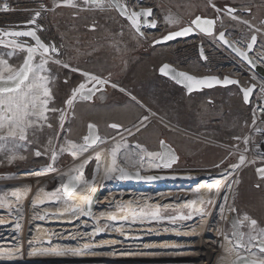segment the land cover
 Returning <instances> with one entry per match:
<instances>
[{"label":"rangeland","instance_id":"374dc122","mask_svg":"<svg viewBox=\"0 0 264 264\" xmlns=\"http://www.w3.org/2000/svg\"><path fill=\"white\" fill-rule=\"evenodd\" d=\"M133 1L135 0L128 1V3L133 4ZM214 2L219 8H224L226 5L237 8V14L241 19L251 20L255 17L254 23L258 26L259 20L264 19V0H214ZM4 3L11 6L10 11H2L1 6ZM42 4L47 9L53 8V0H0V26L5 23L16 25L27 22L34 15L32 10H40ZM142 5L152 7L154 16L159 21L157 30L155 32H147L145 37H138L130 29H126V21L124 20V22L113 8L104 12H80L78 16L73 15L76 11L75 9L67 7L41 12L39 22L43 25L44 31V26L49 27L45 33L43 31L44 37L49 41H55L58 46L63 42L69 46V51L71 44L82 50L86 48L87 42H92L89 41L91 38L89 37L90 34L86 32V27L94 22L99 28L100 32L97 34L100 37L104 40L109 38L117 40L115 45L110 46L111 48L117 50L120 47L118 46L119 44L127 41V45L132 49L129 57L128 55L122 56L127 57V60L122 58L121 62L118 61V63L112 65H107L111 63V60H108L107 57L101 62L99 61V64L103 66L98 65V67L84 64L85 62L83 61V63L81 59L73 61V66L79 65L84 70L94 71L88 69L90 66L107 70L113 68V71H111L113 75L112 82L118 84L119 88H124L126 91L121 92L117 89V92L121 95L115 96L114 106L106 108L105 105L89 106L83 112L85 110L83 105L85 102H77L74 107V115L73 110H69L65 122V129H70V132L61 133L59 142H54L53 146L59 150L60 146L64 144L65 137L75 141L77 144L83 143L82 138L87 134V125L90 122H95L99 126L103 140L120 137V139H123L121 141L127 144L138 143L146 148L148 147L147 150L150 152H160L157 145L161 139L166 138L163 132L168 131L175 135V138H171V141L177 149L179 159L170 170L165 172L177 174L188 172L206 176H212L213 173H221L229 164L237 163L239 155L243 154L242 152L247 149V157L258 158L254 159L256 161L255 164L246 162L247 166H242L241 170H239V174L234 180L239 182L236 184L233 195L234 206L241 217L244 213H248L253 218L258 219L261 226H264V179H260L256 172V169L264 166V163L261 162V155L259 156L255 154L257 151L254 153L251 150L252 146L260 143L261 139L264 142V135L256 139L252 136V127L258 123L254 122L251 103L247 105L246 109L236 103V106L239 109L241 107L244 112L241 117L239 116L240 120L238 123L240 126L235 130L236 123L231 118L233 113H236L235 107L233 108L232 106L235 102L233 99L235 98L233 88L228 90L231 95L223 97L224 103L219 108L211 106L204 108V105L198 106L200 101L212 97L216 90H205L199 94L190 95L185 100L186 97H184L182 91L178 90L167 79L156 75L158 67L164 62L174 64L177 68L195 75H205L209 64L200 61L196 50L198 48L197 41H200L204 42L205 50L209 51V46L212 44L207 42V40L209 41L208 38L194 36L179 39L163 46H154L153 40L190 24L191 20L197 15L215 18L219 14L208 6V0H146ZM246 8H252V16L247 15L243 11ZM169 13L178 18L180 23L175 25L165 23L164 17ZM221 19L223 26L219 23V27L226 29V33L233 40L250 37L251 33H248L246 26L233 21L227 14H223ZM114 29L118 33L113 32ZM106 30H111V33L106 32ZM121 32L123 35H121ZM119 36H121L120 39ZM61 37H63V41ZM107 43L112 42L105 41L104 44ZM256 50L258 54L264 53V36L259 35ZM10 51L0 47V55L5 59H9L10 64L18 65L25 53H19L11 58L4 55ZM229 58V65L245 68V64L236 57L229 56ZM65 59H67V56ZM236 62L240 63V65ZM52 67L53 72L58 73L54 94L56 95L55 106L60 108L64 106L63 101L70 94V90L82 82L83 77L75 73L78 76L69 79L70 71ZM108 73L106 72L104 75ZM66 78L69 79L67 84L64 83ZM131 96L135 97L136 102L130 99ZM197 109L201 112L199 117H197ZM152 114L155 115V118L151 117ZM180 115L183 119L180 118ZM57 116H53L50 121L53 124V128L58 126ZM144 116L149 118L146 121V127H141L140 131L130 137L129 130L139 127L140 120ZM170 120L175 123L183 122L182 127L184 128L177 127L182 132L177 131V128H173V124L166 122H170ZM112 123L121 124L122 127L118 130L112 129L109 127ZM50 135H52L51 131L45 129L44 133L39 134L33 143L21 142L15 146L9 143L6 148L0 149V178L13 174L33 172L43 167L46 168L49 164L52 165L51 168L57 170H62L66 167L72 161L67 153H59L58 151L59 161L56 160V163L51 161L50 152L47 149V138ZM235 137H240L241 139L237 140ZM244 138L248 139L247 145L243 141ZM30 139L33 138L30 137ZM259 149L262 148L260 147ZM37 150L42 153L39 157L35 155ZM262 151L264 153L263 149ZM230 152L233 154L229 155ZM21 156L24 159H20ZM12 157H15V159H12ZM222 160L224 163H221ZM216 165H219V167H216ZM94 166L95 163H92L86 169V174H90L89 177L93 176ZM155 172L160 173L161 171L149 173ZM1 182L2 179H0ZM256 184H260L261 187H255ZM112 191L108 190L106 193H112ZM230 222L221 223L220 227H222L218 230V233L222 231V239L219 240L222 245L216 249V258L212 260L210 256L203 253L199 256L203 260V264H232V259L236 257V250L233 249L229 252L228 249L232 248V245L228 239H225V236L230 238L232 231ZM55 250L48 252V250L41 249L40 252H37L38 255L34 254V251L30 252L28 250H24V252L17 251L13 254L8 253L0 257V264H30L35 261L42 264H69L70 260H78L80 264H194V258L189 256L190 254L188 256L184 255V253H182L183 255L169 256L170 253L179 250L174 246L160 250H149L138 246L108 243L102 247L89 249L87 251L89 255L84 252V254L78 256L69 255L72 252L70 250ZM19 252L22 253L18 255ZM147 252H150V255H153L152 253L157 255L146 257ZM242 253L244 252L241 251L240 254ZM50 258L51 260H47ZM55 261L59 263H55Z\"/></svg>","mask_w":264,"mask_h":264},{"label":"snow or ice","instance_id":"6c2138e0","mask_svg":"<svg viewBox=\"0 0 264 264\" xmlns=\"http://www.w3.org/2000/svg\"><path fill=\"white\" fill-rule=\"evenodd\" d=\"M208 6L219 14L216 19L197 15L195 19L191 20L189 25L180 28L178 31H171L159 39H154L153 43L159 44L174 40L177 37L188 36L196 30L208 35H213L217 19H220L223 14H227L233 21H237L246 26L248 33H251V35L244 41V48L236 46V41H229L226 39L225 31H220L218 33L219 41L233 49L240 57L255 67L256 62L249 58V51L253 50L254 46L257 45L258 35L264 36V19L259 20L258 26L254 23L255 17L251 20L241 19L237 14V8L228 5L224 8H219L214 0H208ZM60 7L75 9L76 11L73 13L74 16H78L80 12L85 11L104 12L111 8L118 9L119 12L131 22L135 33L140 37L144 36L143 31H141L142 17L145 18L144 23L148 24L149 27L155 28L158 23L155 18L151 20L147 19L153 16L152 8H142L138 11L129 9L123 0H53L52 9H47L46 6L42 4L40 10H32L34 12L32 18L24 25H21V27L27 30L6 31L0 28V45L11 49L10 52L4 55L11 58L19 53H25L22 61L18 65L10 64L9 59H5L0 55V149L6 148L9 143L14 146L21 142L33 143V141L38 138L39 134H43L44 130L48 129L51 131L52 135L47 138V149L48 152H50V159L53 163L57 159L58 151L59 153H69L73 157H76L78 154L87 152L90 147L96 145L98 142H104L97 134V126L90 123L88 125L89 134L82 138L83 143L77 144L75 141L65 137L64 144L60 146L59 150L53 146L54 142H59L61 133L70 132V129H65V122L69 110H73L74 115V107L77 102L92 101L95 94L104 91L107 86H111L113 89L118 88L121 92L126 91L124 88H119L118 84L112 82L111 72L105 76L102 73L97 74L93 71H85L79 67V65L73 66V61L80 56L78 47L72 46L71 51H69V46L65 45L63 42L58 46L55 41L46 43L41 39L38 32L44 31V29L42 25L37 23V19L41 16V12L54 11L56 8ZM3 10H9L8 4H4ZM243 11L249 16L253 15L252 8H246ZM164 22L170 25L180 23L179 19L175 18L172 13L164 17ZM221 25L223 26L222 20ZM96 27L97 25L95 22L89 26L92 31H95ZM121 35H123L122 32ZM19 38H30L34 43H28L27 39ZM61 40L63 41V37H61ZM95 50L96 49H93V51ZM88 54L91 55V53ZM201 54L203 55V48H201ZM261 55H264V53H261ZM66 56L67 59H65ZM203 58L207 59V57ZM52 66L57 69H67L83 77L82 82L70 90V94L63 101L64 106L60 108L55 106L56 95L54 94L58 73L53 72ZM159 71L165 76L170 75L172 80L185 85L188 93L204 85L212 87L213 85L239 83L238 80L230 79L227 76H225L223 80L217 76L197 77L187 72L177 71L167 63L163 64ZM64 83H68L67 78L64 80ZM256 87L255 84H252L242 89L245 102L249 101L250 94L253 93ZM260 91L264 93V85L260 87ZM102 98L103 97H101V99ZM131 99L135 101V97H131ZM53 116H57L58 126L56 128H53V124L50 122ZM148 119V116L142 117L140 120V127L136 129L137 132L140 131L141 127H146L144 122ZM109 127L118 130L122 125L112 123ZM257 131H261V129H257ZM132 134L133 133L129 132V135ZM30 137L33 139H30ZM235 139L239 140L241 138L235 137ZM244 143L247 145V138H244ZM160 144L164 149L161 152H149L143 149L141 145L137 144L136 148L139 149L140 152L137 154L138 158L133 163L139 164L147 157L153 162L152 167L154 168H171L179 158L164 141H161ZM122 147H127L126 142H116L111 148V167L104 172L103 178L105 180L114 178H119L121 180L132 178L148 180L160 179L159 176H141L139 172H130L128 169L119 166L117 163V156ZM246 150L247 149H245V151ZM232 154L231 152L229 153V155ZM35 155L39 157L42 153L37 150ZM96 158L99 160V154H97ZM12 159H15V157H12ZM20 159H24V157L21 156ZM89 159H91V157H89ZM246 159L245 155L240 154L237 163L229 164L228 167L223 170L220 174L221 179L226 181L228 175H231L237 169L241 168V166H247ZM261 162L264 163V154H261ZM86 163L87 160L63 173L62 175L67 177V183H61L60 187L55 191L45 193V197L54 198L56 200L63 197L65 201H67L72 193L80 188L81 184H94L95 176L92 180H84L82 178L83 168ZM221 163H224V161L222 160ZM247 163L255 164L256 161H247ZM51 166L52 165L49 164L47 167ZM216 167H219V165H216ZM100 168L101 164L98 163L96 171L99 172ZM117 172L119 173L118 177L116 176ZM256 172L260 179H264V166L257 168ZM232 183L238 184L239 182L232 181ZM255 187L260 188L261 185L256 184ZM220 191L221 184L219 180L216 182L214 195H200L199 189H197L196 198L183 205L184 208H188L191 211L187 215L183 213L179 215H170L168 219L173 222L178 219L189 220L192 219V213L203 218L206 215L203 209L205 203L211 205L213 200L218 197L227 203L228 196L224 195L220 197ZM226 191H232L230 184L226 188ZM18 192L19 190L13 192L12 195L18 196ZM211 192L212 189L209 188V193ZM197 200L200 201L201 207H195ZM37 203H45V200H39ZM91 207L92 197L88 196L83 204H76L70 209H67V211L80 213L82 215H91ZM145 208H147V211L140 209L139 214L135 209L130 210L132 219H142L145 217L157 219L161 216L162 212L166 211V209H162L161 207L149 208L145 205ZM124 210L123 207L120 208V211ZM227 211L234 214L230 222L232 225L230 238L225 236V239H228L229 243L232 245V248L228 249V251L231 252L233 249L236 250V258L232 264H264V226H261L260 221L253 218L248 213H244L241 217L234 204L229 205ZM224 212L225 208L221 207V218H224ZM40 218L43 219V217ZM128 218V216L122 217L124 220ZM111 219L116 220L117 217L112 215ZM17 227H19V225H17ZM100 231H102V229H100ZM241 251L246 253V255H241Z\"/></svg>","mask_w":264,"mask_h":264},{"label":"bare ground","instance_id":"6f19581e","mask_svg":"<svg viewBox=\"0 0 264 264\" xmlns=\"http://www.w3.org/2000/svg\"><path fill=\"white\" fill-rule=\"evenodd\" d=\"M151 117L155 118V115L152 114ZM144 123L147 124L146 121ZM137 127L129 130L133 133L129 135L130 137L137 133ZM177 131L182 132L179 129ZM121 140L123 139L120 137L104 139L103 143L90 147L87 152L78 154L76 157L67 153L72 161L62 170L43 167L33 172L0 178L2 179L0 183V257L17 251L24 252V250L34 251V254L38 255L37 252L41 249L48 250V252L56 251L55 249L70 250L72 252L69 255L78 256L84 252L87 253L91 248L112 243L138 246L149 250L174 246L179 250L170 253L169 256L190 254L189 256L194 258V264H203V260L199 257L203 253L214 260L217 254L216 249L222 245L219 241L222 239V231L218 233L222 227L220 225L232 221L234 216L233 213L227 211V208L234 204L233 195L236 183L232 181L237 178L242 166L228 175L226 181L221 179L222 172L213 173L211 177L187 172L183 173L187 176L184 181L146 185L130 184L116 178L105 180L104 172L111 167V148ZM137 144H127V147L120 149L117 156L118 165L134 172H163V168L152 167L153 162L147 157L139 164L133 163L140 152L136 148ZM142 147L147 150L145 146ZM97 154H99V160L96 158ZM246 158L247 162L254 161L258 157L248 156ZM59 159L60 156L56 160L59 161ZM85 160L87 163L83 168L82 178L92 180L95 176L94 184H81L67 201L63 197L59 200L45 197V193L55 191L61 183H65L67 177H64L63 173ZM92 163H95L94 173L92 177H89L90 174H86V169ZM98 163L101 164L99 172L96 171ZM218 180L221 184L220 197L227 195V203L219 197L213 200L211 205L205 203L203 209L206 215L203 218L192 213V219L189 220L178 219L173 222L168 219L170 215L181 213L187 215L191 211L183 205L196 198L197 189L200 195H214ZM229 184L232 188L231 192L226 191ZM179 185L181 186L178 187ZM209 188L212 189L211 193H209ZM17 190H19L18 196H13L12 193ZM108 190L113 191L106 193ZM88 196L92 197L91 215L67 211L76 204H83ZM42 199L45 203H37ZM145 205L149 208L161 207L166 211L162 212L157 219L145 217L133 220L130 210L135 209L139 214L140 209L147 211ZM121 207L125 210L120 211ZM195 207H201L200 201L197 200ZM221 207L225 208L224 218H221ZM112 215H115L117 219L112 220ZM124 216L129 218L124 220L122 219ZM87 254L89 255V252ZM150 254L147 252L146 257L157 255L156 253ZM52 258L54 259L53 256ZM233 260L234 258L232 262ZM55 263L59 262L55 261ZM30 264L42 263L35 261ZM69 264L80 263L78 260H70Z\"/></svg>","mask_w":264,"mask_h":264},{"label":"flooded vegetation","instance_id":"af4514ba","mask_svg":"<svg viewBox=\"0 0 264 264\" xmlns=\"http://www.w3.org/2000/svg\"><path fill=\"white\" fill-rule=\"evenodd\" d=\"M128 1H132V0H127V1H123L127 6L128 5H131L130 3H128ZM133 3V5H135V4H138L139 6H141L142 4H144V2L143 3H140V0H135V1H133L132 2ZM140 3V4H139ZM148 6H151V5H148ZM141 7H145L144 5H142ZM140 8V7H139ZM152 8V7H151ZM112 9V8H111ZM111 9H109V10H111ZM114 9V8H113ZM138 9V8H137ZM115 10V9H114ZM115 12H116V10H115ZM117 13V12H116ZM117 15L118 16H120L118 13H117ZM121 18V17H120ZM208 18H213V17H208ZM217 18V16L215 17V18H213V19H216ZM41 19V16L37 19V23L38 24H41L40 22H39V20ZM222 19H221V17H220V19H217V25H216V32H215V35L214 36H211L210 38L209 37H205V38H208L209 39V41L207 40V42H209L210 44H212V45H210L209 46V48H214L216 45H221L217 40H216V35H217V33L218 32H220V31H225L226 32V29H222L221 27H219V23H221L220 21H221ZM123 21H124V19H123ZM128 24V23H127ZM21 25L22 24H16V25H8L7 23H5L3 26L1 25L0 26V28H2V29H4V30H24V29H26V28H23V27H21ZM42 25V24H41ZM43 26V25H42ZM45 27V31L46 30H48V26H44ZM45 31H44V33H45ZM156 31V30H155ZM155 31H153V32H155ZM147 32H149V31H147V30H145V36H146V33ZM150 32H152V31H150ZM44 33H43V31H41V32H38V34L41 36V39L42 40H44L46 43L47 42H49V40L47 39V38H45L44 37ZM226 35L228 36V34L226 33ZM199 36V35H198ZM198 36H196V37H198ZM229 37V36H228ZM229 38H231V37H229ZM232 39V38H231ZM50 41H52V40H50ZM258 41H259V35H258ZM30 43H33L32 41H30ZM199 43H203V46H204V42H200V41H197V44L199 45ZM169 44V43H168ZM166 45V44H165ZM160 46H163V45H160ZM221 48H223V50L226 52V53H228V54H230V55H233V54H231L226 48H224L222 45H221ZM257 48V47H256ZM5 49H7V48H5ZM204 49H205V46H204ZM7 50H11V49H7ZM219 53V54H218ZM217 53V55H215L214 53H212V52H205V54H206V57H207V55H210V56H213V59H212V61L211 62H207V59L205 60V61H203L201 58H200V55H199V51H198V48H197V50H196V54H197V56L199 57V59H200V61L202 62V63H207V64H209V68L208 69H211L212 68V66H214L215 65V62H216V58H219V57H223L224 55H225V53H223V52H218ZM234 56V55H233ZM253 58V57H252ZM255 59V58H254ZM259 62V61H258ZM164 63H169V62H164ZM164 63H162V64H164ZM259 63H262V62H259ZM161 64V65H162ZM171 64V63H170ZM160 65V66H161ZM172 65H174V64H172ZM159 66V67H160ZM175 66V65H174ZM159 67H158V69H157V72H156V75L158 76V77H162V76H160L159 75V73H158V70H159ZM176 67V66H175ZM179 69V68H178ZM181 70V69H180ZM193 74V73H192ZM195 75V74H194ZM206 75V74H205ZM205 75H200V76H205ZM69 79H73L72 77H74V78H76L78 75L77 74H73V72H71L70 74H69ZM105 76H107V74L105 75ZM196 76H199V75H196ZM217 76V75H216ZM219 77V76H218ZM225 77V76H224ZM224 77H220L221 79H223ZM163 78H165V77H163ZM69 79H67L68 81H69ZM111 79L113 80V75H112V77H111ZM165 79H167V78H165ZM168 80V79H167ZM169 81V80H168ZM170 83L173 85V86H175L178 90H180V91H182L183 92V94H184V97H186L185 98V100L188 98V96H190V95H195V94H199V93H201V92H203V91H205V90H203V91H201V92H198V93H193V94H187L186 93V91L184 90V88H182V87H180V86H178V85H176L175 83H173V82H171L170 81ZM230 88H233L234 89V95H235V98H233L234 100H235V102H234V104L232 105L233 106V108L235 107V110H236V113L234 114L233 113V115H232V120H234L235 121V123H236V128H235V130L236 129H238L239 128V116L241 117L242 116V113L244 112L243 110H242V108L240 107V109H239V107H237L236 106V103H239V105L240 106H243V108H245L246 109V107H247V105L245 104V102H244V100H243V96H242V93L240 92V90L237 88V87H229V88H222V87H217V88H214V89H208V90H216L215 92H214V95L212 96V97H210L209 99H206V100H201L200 101V104L198 105V106H200V105H204V108L205 107H209V106H211V107H217V108H219L220 107V105L222 104V103H224L223 102V97H225V96H227V95H231V93L228 91ZM118 89V88H117ZM117 89H113L111 86H107L106 87V89L104 90V91H102V92H97L96 94H95V96L93 97V100L92 101H83V102H85V104H83L84 106H85V110L83 111V112H85L86 111V108H89V106H95V107H97V106H103V105H105V108L106 107H108V106H114V103L113 102H115V96H117L119 93L117 92ZM119 90V89H118ZM119 95H121V94H119ZM126 95V94H125ZM101 97H103V100L101 99ZM127 97H129V96H127ZM124 98V97H123ZM131 99V98H130ZM126 100V99H125ZM231 100V99H230ZM239 101V102H238ZM135 102H136V100H135ZM156 105V104H155ZM156 106H158V105H156ZM174 112V111H173ZM221 112V111H220ZM176 113V112H175ZM200 110L199 109H197V117H199V115H200ZM177 114V113H176ZM179 116V115H178ZM181 116V115H180ZM180 118H182L183 119V117L181 116ZM166 119H167V117H166ZM165 119V120H166ZM231 120V119H230ZM182 121V120H181ZM167 123H171V124H173L176 128L177 127H181V128H184V127H182V124H184L183 122H181V123H175V122H173L172 120H170V122L169 121H166ZM91 124H95L96 126H97V129H98V133H99V135H100V137L102 138V135H101V132H100V130H99V126L97 125V123H92V122H90ZM89 123V124H90ZM88 124V125H89ZM88 125H87V134H88ZM178 129V128H177ZM164 134H165V136H166V138L165 139H161L160 141H159V143H158V145H157V148H158V150L159 151H162V146H161V144H160V142L161 141H164L165 143H167L168 145H170L172 148H174L175 149V151L177 152V149H176V147L173 145V142L171 141V138H175V135H173L172 133H170V132H168V131H164L163 132ZM86 134V135H87ZM85 135V136H86ZM148 148V147H147ZM178 153V152H177ZM178 156V155H177ZM174 165V164H173ZM164 169V168H163ZM165 171H167V170H165L164 169V172ZM258 190V189H257Z\"/></svg>","mask_w":264,"mask_h":264},{"label":"water","instance_id":"95a60500","mask_svg":"<svg viewBox=\"0 0 264 264\" xmlns=\"http://www.w3.org/2000/svg\"><path fill=\"white\" fill-rule=\"evenodd\" d=\"M123 1H127V0H123ZM146 0H140V3H143V2H145ZM142 8H151V7H140V8H138V9H136L137 11L138 10H140V9H142ZM115 9V8H114ZM153 9V8H152ZM116 10V12L120 15V17L122 18V19H124L128 24H129V26L134 30V28L132 27V25H131V22L129 21V20H127V18L126 17H124L120 12H119V10L118 9H115ZM201 16V15H200ZM203 17V16H202ZM152 18H155L157 21H158V19L154 16V9H153V16L152 17H148L147 19L148 20H151ZM144 17H142L141 18V31H143V33H144V36L143 37H145V30H147V31H155V30H157V28H158V25H159V21H158V23H157V26L155 27V28H153V27H149L148 26V24H146V23H144ZM195 19V18H194ZM26 23V22H25ZM25 23H23L22 25H24ZM189 25V24H188ZM216 25H217V23H216ZM216 25H215V30H214V34L213 35H208V34H205V33H202V32H200V31H198V30H196V31H193L191 34H189L188 36H184V37H177V38H175L174 40H171V41H166V42H163V43H159V44H155V43H153V45L155 46H160V45H165V44H168V43H171V42H174V41H176V40H179V39H185V38H189V37H194V36H205V37H211V36H214L215 35V32H216ZM187 26V25H186ZM185 27V26H184ZM180 29V28H179ZM179 29H177V30H174V31H178ZM24 30H27V29H24ZM135 31V30H134ZM224 31V30H223ZM169 33V32H168ZM168 33H166L165 35H167ZM219 33V32H218ZM218 33H217V35H216V40L224 47V48H226L231 54H233L237 59H239L242 63H244L245 65H247L251 70H253L255 73H257L259 76H261L263 79H264V57L261 59V61H262V63L263 64H261V63H259L256 59H254V58H252V56H251V54L254 52V50L256 49V47H257V45H258V40H257V45L256 46H254V48H253V50H251V51H249V58L250 59H253L255 62H256V66L255 67H253L252 65H250L246 60H244L242 57H240L239 56V54L238 53H236L233 49H231V48H229L227 45H224L223 44V42H221V41H219V39H218ZM225 34H226V32H225ZM19 39H27L28 40V43H30V41H32L30 38H19ZM159 39V38H158ZM226 39H228L229 41H233V39H231V38H229L227 35H226ZM33 43H34V41H32ZM237 46V45H236ZM0 47H3V48H7V47H5V46H3V45H0ZM201 48H203V55L201 54ZM8 49V48H7ZM198 51H199V55H200V58L203 60V61H205L206 59H204L203 57H206V54H205V49H204V46H203V43H199V45H198ZM165 64V63H164ZM167 64H170V63H167ZM163 65V64H162ZM161 65V66H162ZM173 68H175L177 71H182V72H187V73H189V74H191V75H194V74H192V73H190V72H188V71H184V70H180V69H178L177 67H175L174 65H172V64H170ZM160 66V67H161ZM160 67H159V69H160ZM158 73H159V75L160 76H162V77H165V78H167L169 81H171V82H173V83H175L176 85H178V86H180V87H182V88H184V90L186 91V93L189 95V94H193V93H198V92H201V91H203V90H208V89H214V88H217V87H222V88H229V87H237L239 90H240V92L242 93V96H243V91H242V89L243 88H245V87H243L240 83H238V84H228V85H223V84H220V85H213L212 87H208L207 85H204V86H202L201 88H199V89H195V90H193L191 93H188V91H187V88H186V86L185 85H182V84H180V83H178L177 81H174V80H172L171 79V76L169 75V76H165V75H163L162 73H160V71L158 70ZM194 76H196V75H194ZM205 76H216V75H205ZM197 77H204V76H197ZM218 77V76H217ZM227 77H229L230 79H233V80H237V79H235V78H232V77H230V76H227ZM220 78V77H219ZM221 79V78H220ZM224 79V78H223ZM223 79H221V80H223ZM255 91V90H254ZM254 91H253V93H254ZM253 93H251L250 94V99H249V101L248 102H245V104L246 105H250V102H251V99H252V96H253ZM244 100V99H243ZM88 134H89V129H88ZM87 134V135H88ZM97 134L99 135V133H98V129H97ZM100 136V135H99ZM97 144H99V142L97 143ZM96 144V145H97ZM174 153H175V155L177 156V152L175 151V149L174 148H172L170 145H168L167 143H165ZM96 145H94V146H96ZM164 149L162 148V151H163ZM161 152V151H160ZM177 162V161H176ZM175 162V163H176ZM174 163V164H175ZM172 167H173V165H172ZM171 167V168H172ZM171 168H164L165 170H170ZM130 171V170H129ZM130 172H134V171H130ZM139 174L141 175V176H159L160 177V179H154V180H148V179H135V178H132V179H124V180H121V179H119V178H116L117 180H121V181H125V182H127V183H131V184H141V185H146V184H152V183H155V184H158V183H170V182H175V181H177V180H186L187 179V176L185 175V174H177V173H169V172H160V173H157V172H155V173H142V172H139ZM118 175H119V173L116 175L117 177H118ZM211 175H208V177H210ZM65 183H67V179H66V181H65ZM241 255H246V253H242ZM234 260H235V258H234ZM233 260V261H234Z\"/></svg>","mask_w":264,"mask_h":264},{"label":"built area","instance_id":"2783aa9c","mask_svg":"<svg viewBox=\"0 0 264 264\" xmlns=\"http://www.w3.org/2000/svg\"><path fill=\"white\" fill-rule=\"evenodd\" d=\"M4 4L1 6L2 11L3 12L10 11L11 6L9 4H8L9 10L7 11L3 10ZM141 6H139L138 4H135V5L131 4V5H128V8L136 10L137 8ZM248 38L249 37H247L246 39H238V40L235 39L234 41H236V44L238 47L244 48L245 47L244 41L247 40ZM205 52H212L215 55H217L218 52L225 53L223 57L216 58L215 65L212 66L211 69H207V73H206L207 75H217L219 77L230 76L232 78L237 79L243 87H249L252 84H255L257 86L252 96L251 112L254 118V122L255 123L257 122L258 124L252 127L253 128L252 136H254L255 139L257 137L261 138L264 135V93L260 91V87L264 85V79L260 77L258 74H256L253 70H251L247 65L246 66L244 65L245 68L240 67V66H235V65H229V62H230L229 56H233V55L226 53L223 50V48H221V45L219 44L216 45L214 48H209V51L205 50ZM251 56L259 62H261V59L263 58V55L258 54L256 49ZM212 59H213V56L207 55L208 63L211 62ZM237 64L240 65V63H237ZM257 129H261V131H257ZM252 147L253 148H251V150L254 153L255 151H257L255 154L259 156L261 154H264L262 153L263 152L262 149L264 150V142L262 139L260 140V143L258 144L256 143ZM260 147L262 149H259ZM244 152H242L243 155L247 157L246 151Z\"/></svg>","mask_w":264,"mask_h":264},{"label":"crops","instance_id":"0c3cea01","mask_svg":"<svg viewBox=\"0 0 264 264\" xmlns=\"http://www.w3.org/2000/svg\"><path fill=\"white\" fill-rule=\"evenodd\" d=\"M125 23H126V26H125L126 29H130L132 31V33L136 34L135 31L129 26V24H127V22H125ZM90 25H88L86 27V32H87V34H90L89 37L91 38V40H89V41H92V42H87L86 48L79 50L80 56L78 59H81L82 62L84 61L85 62V63L83 62L84 64L92 65L95 67H98V65L103 66V65L99 64V61L101 62V60H103L105 57H107L108 60H111L110 61L111 63L110 64L108 63L107 65H112V64L118 63V61L121 62L122 58H124V60H127V57H122V56H127V55L129 57L130 52H132V49L127 45V41H124L125 43L122 42L121 44L118 43L119 44L118 46H120V47L117 48V50H115V49L111 48L110 46L115 45L116 44L115 41H117V40H115V39L113 40L111 38L104 40L102 37L99 36V34H97L98 32H100L98 26L96 27L95 31H92L89 28ZM106 32L111 33V30H106ZM113 32L118 33V31L116 29H114ZM113 32H112V34H113ZM125 33H128V32H125ZM120 37L121 36H119V39H120ZM105 41H111L112 43L104 44ZM71 48H72V44L70 46V51H71ZM93 49H96V50L93 51ZM88 53H91V55H89ZM92 66L88 67V69L94 70L93 72H95L97 74L102 73L104 75L106 72L113 71V68L111 70H107L104 68L98 69V68H95ZM85 71H91V70H85Z\"/></svg>","mask_w":264,"mask_h":264}]
</instances>
